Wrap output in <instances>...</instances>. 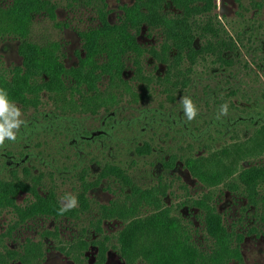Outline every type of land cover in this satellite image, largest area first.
<instances>
[{"label":"trees","instance_id":"16d2710c","mask_svg":"<svg viewBox=\"0 0 264 264\" xmlns=\"http://www.w3.org/2000/svg\"><path fill=\"white\" fill-rule=\"evenodd\" d=\"M67 1L69 7L90 8L97 19L96 25L79 31L83 53L72 65L64 60L61 40L33 34L35 21L41 16L52 20L55 26L62 25L57 19V0H0V41L18 39L22 57L20 63L12 64L0 58V89L6 92L10 104L33 111H43L41 108L49 104L50 110L44 112L49 117L96 114L116 109L124 94H133L134 80L154 82L173 98L174 92L189 84L197 60L210 57L214 62L233 64L234 56L239 53L238 41L241 36L251 40L257 35V28L261 27L259 17L264 12V0H236L244 8V14L241 11L238 14L249 21L243 32H230L214 12V0H134L121 5L117 21L113 23L108 19L111 10L106 0ZM166 3L175 10L167 11ZM143 29L158 34L157 45L145 46L140 42L138 35ZM147 54L164 64L165 70L147 71ZM258 59L264 62V54ZM128 61L134 70L129 79L124 75ZM262 98L264 107V91ZM251 107L244 110V122L252 125L244 136L204 154L179 155L206 188L199 195H186L180 201L182 205L199 209L200 225L166 201L167 191L171 192L170 181L162 186L160 182L140 185L132 179L126 166L114 161L102 163L93 179L80 174L81 182L74 195L76 204L62 215L59 209L65 204L55 186L45 188L31 177L34 182L30 183L13 171L10 176L0 175V216L4 211L17 216L7 229L0 231V264L13 260L21 264H42L46 252L43 238L27 237L17 246L9 245L8 238L19 223L37 217L79 220L93 206L98 216L90 222L97 236L88 238L83 229L65 239L57 227L45 229L42 234L54 239L56 247L72 257L75 264H87L85 249L89 245L97 247L98 259L94 264H103L109 247L117 248L125 264H193L198 259V233L204 234L206 243L203 244H215L209 248L208 255L202 253L203 259L210 258L216 264L223 257L234 256L239 264H247L240 250L243 233L227 229L216 200L224 190L244 195L246 209L252 210L254 222L264 225V162L241 165L243 160L264 156V110L260 106ZM109 121L113 123L110 117ZM95 135L102 136V130L97 129ZM85 172L89 173L88 168ZM103 178L119 179L130 191L116 195L107 203L93 202L89 191ZM185 185L182 181L181 186ZM23 192L28 198L21 204L17 197ZM105 219H119L121 226L108 234L102 227Z\"/></svg>","mask_w":264,"mask_h":264},{"label":"rangeland","instance_id":"374dc122","mask_svg":"<svg viewBox=\"0 0 264 264\" xmlns=\"http://www.w3.org/2000/svg\"><path fill=\"white\" fill-rule=\"evenodd\" d=\"M57 1V19L62 25L55 26L52 20L41 16L35 21L33 34L34 37L50 36L61 40L64 60L67 65H72L78 61L79 54L83 53L79 31L96 25L97 19L90 8L76 5L69 7L67 0ZM106 1L111 10L108 19L113 23L121 12V5L134 0ZM165 6L167 11L175 10L170 3ZM240 11L244 14V8L236 0H214V12L230 32H243L244 26H247L249 19L239 15ZM259 18L261 27L257 28V35L251 40L241 36L238 41L239 53L234 56L233 64L214 62L210 57L197 60L189 84L183 90L174 92L173 98L154 82L134 80L133 94H124L116 109L101 110L96 114L75 113L67 117H49L46 114L50 110L49 104L41 108L43 111L24 109L15 104L20 109V119L24 123L17 132L16 140L6 139L0 147V175L10 176L14 172L26 177L30 183L34 182L30 177L33 178L45 188L53 185L62 203L67 205L79 187L80 174L93 179L102 163L114 161L126 166L132 179L140 185L160 182L162 186L170 181L171 192L167 191L164 197L166 201L178 208L183 216L200 225L197 216L199 209L182 205L180 201L186 195L197 196L206 188L192 175L179 155L187 152L204 154L209 149L219 148L233 141L235 137L244 136L252 128L251 123L244 122L245 107L260 106L259 109L264 110V62L258 59L264 54V12ZM138 38L145 46L157 45L159 40L156 32L146 29H143ZM18 43L19 40L15 38L0 41V58L7 64L21 62ZM251 47L255 49L251 50ZM245 60L248 61L246 66ZM258 64L262 66L259 67ZM145 65L147 71L158 73L165 70V65L149 54L146 55ZM133 74V66L128 61L124 75L129 79ZM184 97L190 98L197 110V115L192 120H188L184 114ZM225 104L227 114H221V106ZM109 117L112 124L109 123ZM97 129L102 130V136L95 135ZM258 162H264V156L243 160L241 165ZM87 168L89 173L86 175ZM182 181L186 184L184 187L181 186ZM128 191L130 189L121 180L103 178L90 189L89 194L93 202L107 203L116 195ZM222 192L217 197L216 206L224 217L227 229L234 228L243 233L240 244L243 259L247 264H264V225L254 222L252 210L246 209L247 199L244 195L228 190ZM27 198L28 194L23 192L18 195L17 200L23 204ZM94 207L79 220L37 217L19 223L14 228L12 237L8 238V243L17 246L27 237L43 238L46 252L42 264H75L72 257L56 247L54 239L42 234L45 229L57 227L59 234L65 239L72 238L83 229H86L88 238L97 236L91 225V220L98 216ZM16 217L15 213L4 211L0 216V231L7 229ZM120 226L119 219H105L102 222V227L108 234L115 232ZM201 234L198 233L196 237L200 242L196 244L198 259H194L193 264H214L210 258L203 259L202 253L208 255L209 248L215 247V244H203L206 241L204 234ZM111 241L115 243L114 238ZM97 255L96 245H89L85 249L87 264H94L98 259ZM82 258L85 259L84 256ZM103 260V264H125L117 248L113 247L108 248ZM9 264L21 263L13 260ZM216 264H239V261L234 256H228L216 261Z\"/></svg>","mask_w":264,"mask_h":264},{"label":"clouds","instance_id":"9594fccd","mask_svg":"<svg viewBox=\"0 0 264 264\" xmlns=\"http://www.w3.org/2000/svg\"><path fill=\"white\" fill-rule=\"evenodd\" d=\"M7 94L3 89H0V147L4 145L6 139L15 141L17 132L20 126L24 123L20 119V109L15 105H12L7 100ZM184 114L188 120H192L197 115V110L192 101L188 97H184L182 100ZM221 114H227V105L221 106ZM76 204L73 198L67 205L59 209V213L62 215L64 212L69 211Z\"/></svg>","mask_w":264,"mask_h":264}]
</instances>
